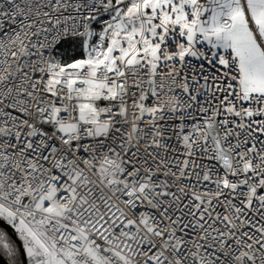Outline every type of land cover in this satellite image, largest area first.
I'll use <instances>...</instances> for the list:
<instances>
[{"label": "snow or ice", "instance_id": "obj_1", "mask_svg": "<svg viewBox=\"0 0 264 264\" xmlns=\"http://www.w3.org/2000/svg\"><path fill=\"white\" fill-rule=\"evenodd\" d=\"M0 264H264V0H0Z\"/></svg>", "mask_w": 264, "mask_h": 264}]
</instances>
